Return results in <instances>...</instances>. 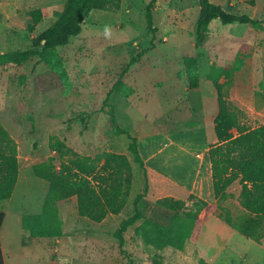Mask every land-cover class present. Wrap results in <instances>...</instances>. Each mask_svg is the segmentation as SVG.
Returning <instances> with one entry per match:
<instances>
[{
  "label": "rangeland",
  "instance_id": "374dc122",
  "mask_svg": "<svg viewBox=\"0 0 264 264\" xmlns=\"http://www.w3.org/2000/svg\"><path fill=\"white\" fill-rule=\"evenodd\" d=\"M150 0H122L117 12L92 10L80 35L59 48L66 69L58 73L31 58L26 63L0 64V122L16 142L19 174L9 200L2 242L6 264H153L136 229L143 223L169 225L172 212L159 206L166 196L186 201L195 195L210 205L203 214L197 240L183 250L160 251L162 264H264L260 244L228 226L221 207L237 218L244 214L240 185L231 196L214 198L207 151L215 142L216 91L208 75L215 68L242 65L228 90L231 109L241 125L264 124V30L251 25L214 21L203 42L195 45L198 0H158L153 8L155 33L147 30L145 8ZM233 14L264 20V0H210ZM65 0H0V54L31 46L33 38L60 15ZM42 18L32 31V11ZM140 60L120 74L138 53ZM196 58L199 86L190 89L184 57ZM220 82H224L221 78ZM236 134V130H233ZM57 136L82 155L103 151L126 155L132 162L133 184L118 215L95 223L77 213L74 197L58 202L62 235L32 238L21 228V216L40 211L47 183L34 176L32 165L57 157L49 139ZM137 140L147 179L128 150ZM139 203L142 219L124 233L120 248L114 233Z\"/></svg>",
  "mask_w": 264,
  "mask_h": 264
},
{
  "label": "trees",
  "instance_id": "16d2710c",
  "mask_svg": "<svg viewBox=\"0 0 264 264\" xmlns=\"http://www.w3.org/2000/svg\"><path fill=\"white\" fill-rule=\"evenodd\" d=\"M158 0H150L145 8L147 30L156 32L153 26V8ZM199 11L194 28L195 45L203 42L211 24L219 20L222 25L245 24L258 30H264V20H258L247 14H233L210 0H198ZM256 0H249L251 5ZM122 0H65L58 18L32 40L30 47L21 50H9L0 54V64L26 63L37 58L38 63L46 65L58 73V78L66 77V69L59 54V48L67 46L80 35L83 25L92 10L117 12ZM32 31L42 18L40 9L33 10ZM145 51L133 57L119 79L112 87L107 98L114 91L121 93L118 85L128 66L136 64ZM196 58L184 57L188 87L199 86L196 73ZM237 59L232 67L215 68L209 73L216 91L217 113L213 120L215 142L207 151L211 168L212 191L219 204L231 194L229 188L240 185L239 202L244 214L235 218L221 207L225 223L245 238L260 244L264 238V124L255 128L241 125L239 116L231 109L228 90L233 83V76L242 65ZM223 78L224 82H220ZM236 130V134L233 133ZM49 148L57 157L32 165L35 177L47 183V191L41 209L32 215H22L21 228L30 237L57 238L62 235L58 202L74 197L77 213L95 223L102 222L108 215H118L125 208L133 184V168L129 158L120 153L103 151L94 157L82 155L71 149L57 136L49 139ZM128 150L132 161L138 165L147 179V169L138 150L137 140L130 137ZM19 174L18 149L16 142L0 122V203L9 200L13 194ZM144 193H139L133 200L134 212L123 219L114 233L120 248L124 244V233L142 219L139 203ZM186 201L166 196L157 200V204L172 212L169 225L147 222L136 231L143 235V241L150 253L153 264H162L159 252L167 248L183 250L184 246L198 239L203 221V214L210 210L207 201L189 195ZM5 213L0 210V228ZM0 264L4 260L0 249ZM53 264V263H52Z\"/></svg>",
  "mask_w": 264,
  "mask_h": 264
},
{
  "label": "crops",
  "instance_id": "0c3cea01",
  "mask_svg": "<svg viewBox=\"0 0 264 264\" xmlns=\"http://www.w3.org/2000/svg\"><path fill=\"white\" fill-rule=\"evenodd\" d=\"M210 175H211V173H210ZM5 202L0 203V210H3L5 213V216H4L1 228H0V249H1V254H2L3 260H4V264H6V260H5V250H4V246H3V242H2V230H3V225H4V221H5V217H6V212L3 208Z\"/></svg>",
  "mask_w": 264,
  "mask_h": 264
}]
</instances>
